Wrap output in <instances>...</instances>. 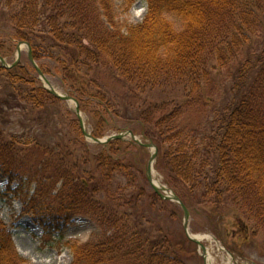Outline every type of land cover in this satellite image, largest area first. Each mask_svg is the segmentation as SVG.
I'll use <instances>...</instances> for the list:
<instances>
[{
    "label": "trees",
    "instance_id": "trees-1",
    "mask_svg": "<svg viewBox=\"0 0 264 264\" xmlns=\"http://www.w3.org/2000/svg\"><path fill=\"white\" fill-rule=\"evenodd\" d=\"M7 3L13 39L27 41L37 62L53 63L39 67L89 113L95 137L105 134L99 127L104 109L97 108L106 97L108 109L116 100L124 102L138 114L129 123L140 122L139 132L157 143L156 167L168 168L167 182L189 210L199 211L200 204L214 212L231 208L246 232L252 225L264 235V34L258 35L264 27V0H146L147 12L137 24L120 22L113 0ZM170 14L181 19V29L168 19ZM0 56L5 58L1 50ZM103 70L122 84L123 93L103 85ZM220 74L221 83L226 77L227 98L213 105L215 125L205 126L210 131L203 133L189 130L193 136L186 138L182 115L190 106L211 103L206 90ZM60 104L28 58L9 68L0 63V174L19 188L35 185L34 194L24 197L28 213L51 234H63L77 214L108 226L109 233L98 242L70 247L71 264H185L175 251L179 241L154 237L148 221L126 213L138 207L137 191L122 200L112 196L113 173L125 174L129 163L137 166L144 146L131 140L138 152L128 160L129 150L114 157L106 148L81 159L74 143L87 150L88 145L83 132L71 138L82 130L77 124L69 120L68 134L48 127L51 111ZM90 106L92 111H86ZM116 141L125 143L118 139L105 145ZM109 195L122 204H111ZM26 262L1 222L0 264Z\"/></svg>",
    "mask_w": 264,
    "mask_h": 264
},
{
    "label": "rangeland",
    "instance_id": "rangeland-1",
    "mask_svg": "<svg viewBox=\"0 0 264 264\" xmlns=\"http://www.w3.org/2000/svg\"><path fill=\"white\" fill-rule=\"evenodd\" d=\"M113 1L117 10V17L123 24H137L145 17L147 12L146 0H134L131 5H128L126 0ZM7 4V0H0V50L1 53L4 54L7 63L12 64L16 59V46L19 42H22V40L13 39L14 32L11 24L7 22L9 18L7 16L10 12ZM167 16L174 24L175 28L181 29L182 21L178 16L173 14ZM262 34H264V27L260 28L258 32V35ZM255 39L259 40L258 38ZM27 58L28 50L26 47H23L21 60L25 62ZM38 62V65H53L50 60H41ZM103 73V85H108V88H114L115 91L123 93L122 84L111 78L109 76V71L106 72L103 70ZM221 75L222 74L213 77L212 85L207 87L206 92L210 97L209 101L211 103H207L206 106H203L202 103V106H190L182 115L181 129H184V136L186 138L189 137V139H191V136H193L189 130L193 132L199 130L200 133H203L205 131H210L209 129L204 130L205 126L208 124L209 126L215 125L214 120L218 114L213 111V107L223 104L227 98V91L225 88V85H227L226 77L223 75L225 80L221 83ZM47 78L57 91L65 95L68 94L57 79L52 77ZM108 98L107 96L106 101ZM130 100L132 99L130 98ZM62 101L63 104L58 105V107H55L51 111L52 118L50 119L52 123H57L59 126L49 123L48 127L50 130L64 128L66 129V134H68L71 125L69 120H71L74 125L77 124L80 130V121L75 113L74 103L65 100ZM106 101L103 107L97 104L99 106L97 110L104 109L102 120H99V127L105 129V134L96 136V138L104 139L113 134H119L123 131L130 130L142 142L140 145L144 146L143 157L139 155L137 166L134 167L129 163L128 170L125 174L121 172L119 175L113 173L112 180H110L112 196L120 195V200L124 197H130L133 192H138L136 193L138 207L129 209L126 213L135 216L136 220L140 218L143 223L148 221L146 225L154 237L170 238L173 242L179 241L180 246H178V250L174 249L177 253V257L179 256L181 261L185 264H207L205 258L207 252H209L211 256V263L209 264H228L229 262L232 264H264L263 233L257 228L252 229V225L246 232L245 225L242 226L238 222L237 217H239V214L231 208H224L218 212H214L210 206L203 207L204 204H200L199 211L193 213L189 210L190 219L188 233L185 231L184 211L180 203L175 199L163 198L159 195L154 190L147 176L150 157L155 150L145 146V144L152 141L157 146V143L151 136L146 135L145 132H139L140 122L137 121L135 124L129 123V117L133 114H138L132 113L124 107V102L120 100L118 102L116 100L114 104L109 106L112 107L108 109ZM106 106L107 109L105 108ZM91 108L92 106L88 107L86 111H92ZM81 112L87 132L95 137L93 135L95 123H93L89 113L83 112L82 110ZM124 114L126 117H124ZM158 116L159 114L157 113L155 117L158 118ZM12 119L17 122L18 117L13 115ZM43 119L46 121L47 117H43ZM23 121H25V119H23ZM30 122V120H26L27 124H30ZM34 126L39 129L38 125L34 124ZM145 130L148 132L147 126H145ZM38 132L42 131L38 130ZM79 132H82V130L75 131L71 138L73 140L75 139L74 137L77 138ZM81 136L86 140L88 145L87 150V148H83L82 145H78L76 142L74 143L78 150V156L81 157V159H83L82 156L86 157L89 153H97L104 148H106L108 152H111L114 157H118L122 151L129 150L126 160L130 159V157H134V155H132L134 152H138L137 145L131 141L133 139L129 135L123 139L125 140L124 144H119V142L116 141L117 143L109 146L103 143H96L91 138H86L84 134H81ZM127 142H131V144L128 145ZM169 146V143L164 142V147L168 148ZM158 150L157 146V156L159 155ZM137 156L138 154H136V157ZM37 157L40 156L37 155ZM86 169L89 170L90 167ZM164 171L165 172L157 169L155 160L152 172L153 183H155L156 180L160 181L162 186H166L169 192L178 196L181 202L184 203L177 193V190L171 187L167 182L165 173H169L168 168H165ZM204 183L208 185L210 180H206ZM141 189H143V192H141ZM34 192L35 185L30 187L28 185H22V187L19 188L17 183L11 182L7 175L0 174V223L2 222L10 231L14 248L16 252L27 261L26 264H71L74 254L70 247H72L73 244L82 245L87 242L96 243L104 237V232L107 234L109 233L108 231L110 229L107 225H100L93 217L85 214H77L61 235L56 232L52 234L47 233L48 230L45 229L44 225L37 221L32 214L28 213L27 205L24 202L26 193L29 194L30 198ZM124 192H127V194ZM159 192L163 195H167L163 190H159ZM154 194L156 196H153ZM112 196L109 195L107 198H112ZM196 198L200 199V195L197 194ZM164 200L168 201L169 204H164ZM114 202L122 204L121 201H115L112 198L111 204ZM123 211L125 212V210L121 209V213H123ZM193 235H208L213 237V240L201 241L194 237V239L199 241L198 242L192 239ZM199 243L205 246V251Z\"/></svg>",
    "mask_w": 264,
    "mask_h": 264
},
{
    "label": "water",
    "instance_id": "water-1",
    "mask_svg": "<svg viewBox=\"0 0 264 264\" xmlns=\"http://www.w3.org/2000/svg\"><path fill=\"white\" fill-rule=\"evenodd\" d=\"M23 47H26L27 48V50H28V58H29L31 64L37 70V73L39 75V78L44 82V87L47 88L48 91L52 95L60 98L61 100L70 101V102L74 103V105H75V113H76V115L79 118L82 132H83V134H84V136L86 138H91L96 143L106 144V143L110 142L111 140H115V139H125L126 136L129 135L137 143H139V144L142 143L133 134V132L130 131V130L123 131V132H121L119 134H113V135L108 136V137H106L104 139H100V138L93 137L91 135V133L87 132V130L85 128V122L83 121V118H82V112H81V109H80V106H79V102L74 97H72L71 95H68V94L65 95V94H62L59 91H57V89L52 85L51 81L46 77V75L43 73V71L39 67L38 63L34 59L32 47H31V45L27 41H22V42H19L17 44V46H16V51H17L16 52V59H15V61L12 64H8L7 63V60L4 57L0 56V63L2 64V66L6 67V68H9V67H12V66L16 65L17 63H19L20 60H21ZM145 146L150 147V148H152V149L155 150L154 153L151 154L150 161H149V165H148V169H147L148 179L151 182L154 190L159 195H161L163 198L175 199V200H177L178 203H180V205H181V207H182V209L184 211V229L188 233V224H189V219H190V211H189L188 207L183 202H181V200L179 199L178 196L174 195L171 192H170L171 194H169V191H168L169 189L166 186L159 187V186L155 185V183H153V178H152L153 175H152V172H153V165H154V162H155L156 156H157V146L152 141H149L148 143H146ZM159 190H163L165 193H167V195H163L161 192H159ZM192 239L194 241H198V240L194 239L193 237H192ZM199 244H201V243H199ZM201 247L205 251V246L201 244Z\"/></svg>",
    "mask_w": 264,
    "mask_h": 264
},
{
    "label": "bare ground",
    "instance_id": "bare-ground-1",
    "mask_svg": "<svg viewBox=\"0 0 264 264\" xmlns=\"http://www.w3.org/2000/svg\"><path fill=\"white\" fill-rule=\"evenodd\" d=\"M155 185H157V186H159V187H162V184H161L160 181H158V180H156ZM169 194H171V193L169 192ZM194 237H195L196 239L201 240V241H205V240H213V237L208 236V235H193V238H194ZM207 251H209V250H207ZM205 255H206V256H205V258H206V263H207V264L211 263V262H210V259H211L210 253L207 252ZM228 264H232V263L229 262Z\"/></svg>",
    "mask_w": 264,
    "mask_h": 264
}]
</instances>
